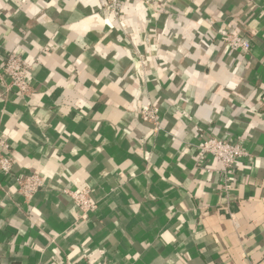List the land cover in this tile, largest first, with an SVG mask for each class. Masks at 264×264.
<instances>
[{"label":"crops","instance_id":"0c3cea01","mask_svg":"<svg viewBox=\"0 0 264 264\" xmlns=\"http://www.w3.org/2000/svg\"><path fill=\"white\" fill-rule=\"evenodd\" d=\"M102 2L0 0V63L33 67L26 98L0 80V264H264V0ZM199 137L241 139L228 192Z\"/></svg>","mask_w":264,"mask_h":264},{"label":"built area","instance_id":"2783aa9c","mask_svg":"<svg viewBox=\"0 0 264 264\" xmlns=\"http://www.w3.org/2000/svg\"><path fill=\"white\" fill-rule=\"evenodd\" d=\"M103 7L112 15L119 18L122 16L121 0H102ZM221 40L231 52L239 55H247L251 50L250 43L237 34H221ZM47 49H45V52ZM32 65L27 63L22 57L16 53H8L0 63V80L5 79L9 83V87L14 91V94L26 98L31 90ZM157 109L148 107L140 112V116L152 123L155 127L158 126V121L155 119ZM0 173L5 176H10L12 173L13 161L12 155L8 153L9 145L4 141H0ZM196 163L202 165L208 157L213 161H217L223 167L221 172L222 185L225 191L231 190L235 179V167L238 163H245L249 158L248 153L242 145L241 139L234 137L219 140L213 137H199L198 143L195 146ZM208 173L212 171L207 170ZM210 175V174H209ZM19 193L26 199H30L37 191L41 189L44 183V177L33 172L26 175L24 178L15 180ZM73 205L79 210L80 217L84 218L88 212L94 209V205L90 202L88 192H69L67 193Z\"/></svg>","mask_w":264,"mask_h":264}]
</instances>
